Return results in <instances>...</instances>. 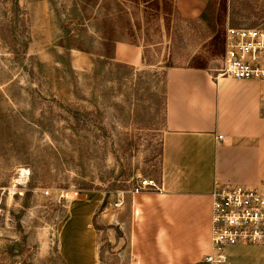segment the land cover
<instances>
[{"label": "rangeland", "instance_id": "1", "mask_svg": "<svg viewBox=\"0 0 264 264\" xmlns=\"http://www.w3.org/2000/svg\"><path fill=\"white\" fill-rule=\"evenodd\" d=\"M227 28L264 0H0V264H127L106 230L159 180L165 73L223 79Z\"/></svg>", "mask_w": 264, "mask_h": 264}, {"label": "crops", "instance_id": "2", "mask_svg": "<svg viewBox=\"0 0 264 264\" xmlns=\"http://www.w3.org/2000/svg\"><path fill=\"white\" fill-rule=\"evenodd\" d=\"M176 3L182 11H201L208 0ZM164 80L159 190L133 194L128 212L112 215L117 222L106 231L127 264H210L214 185L264 194V83L177 68ZM225 256L226 264H264V247H233Z\"/></svg>", "mask_w": 264, "mask_h": 264}, {"label": "built area", "instance_id": "3", "mask_svg": "<svg viewBox=\"0 0 264 264\" xmlns=\"http://www.w3.org/2000/svg\"><path fill=\"white\" fill-rule=\"evenodd\" d=\"M222 46L218 77L264 83V28H227ZM158 190L155 181L144 180L133 192ZM210 198V252L206 262L226 264L225 253L233 247H264L263 193L256 188L219 183Z\"/></svg>", "mask_w": 264, "mask_h": 264}]
</instances>
